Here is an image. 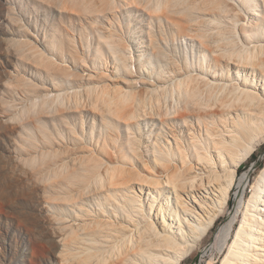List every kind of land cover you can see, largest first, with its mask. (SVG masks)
Listing matches in <instances>:
<instances>
[{
  "label": "bare ground",
  "instance_id": "6f19581e",
  "mask_svg": "<svg viewBox=\"0 0 264 264\" xmlns=\"http://www.w3.org/2000/svg\"><path fill=\"white\" fill-rule=\"evenodd\" d=\"M147 5L159 28L135 61L123 33L90 17L125 84L99 97L100 147L52 162L51 264H182L224 212L203 251L264 264V167L253 181L241 170L264 140V0Z\"/></svg>",
  "mask_w": 264,
  "mask_h": 264
},
{
  "label": "rangeland",
  "instance_id": "374dc122",
  "mask_svg": "<svg viewBox=\"0 0 264 264\" xmlns=\"http://www.w3.org/2000/svg\"><path fill=\"white\" fill-rule=\"evenodd\" d=\"M147 2L0 0V264H51L52 240L41 198L53 177L52 162L58 150L66 157L91 148V142L100 147L99 97L125 84L113 70L108 50L99 53L104 44L98 42L90 17L101 15L105 26L123 33L135 61L139 52L150 51V35L159 28ZM187 40L175 43L184 47ZM102 60L90 77L87 66ZM263 167L264 140L241 170H249L253 181ZM227 218L224 212L202 247L182 264H219L217 250L205 253L203 245Z\"/></svg>",
  "mask_w": 264,
  "mask_h": 264
}]
</instances>
